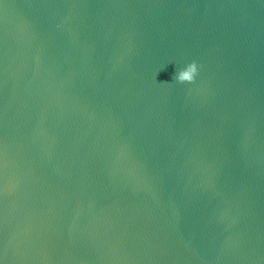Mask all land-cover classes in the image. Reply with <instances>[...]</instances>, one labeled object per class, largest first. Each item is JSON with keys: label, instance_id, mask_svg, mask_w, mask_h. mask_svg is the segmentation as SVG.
I'll use <instances>...</instances> for the list:
<instances>
[{"label": "water", "instance_id": "1", "mask_svg": "<svg viewBox=\"0 0 264 264\" xmlns=\"http://www.w3.org/2000/svg\"><path fill=\"white\" fill-rule=\"evenodd\" d=\"M0 264H264V0H0Z\"/></svg>", "mask_w": 264, "mask_h": 264}, {"label": "clouds", "instance_id": "2", "mask_svg": "<svg viewBox=\"0 0 264 264\" xmlns=\"http://www.w3.org/2000/svg\"><path fill=\"white\" fill-rule=\"evenodd\" d=\"M199 67L196 61H191L180 67L173 77L176 83L191 84L195 81Z\"/></svg>", "mask_w": 264, "mask_h": 264}]
</instances>
